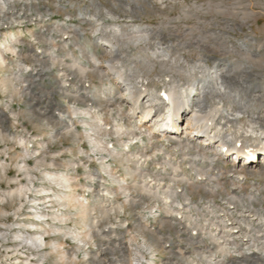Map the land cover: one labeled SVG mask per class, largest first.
<instances>
[{"label":"rangeland","instance_id":"1","mask_svg":"<svg viewBox=\"0 0 264 264\" xmlns=\"http://www.w3.org/2000/svg\"><path fill=\"white\" fill-rule=\"evenodd\" d=\"M95 20L104 22L103 27H98L100 31ZM116 24L120 33L115 37L122 41L142 28L161 34L163 40L157 42L164 52L158 53L156 41L151 42L154 46L150 49L142 42V50L135 51L136 57L131 59L135 76L141 75L138 82H147L149 95L152 92L161 97L167 90L163 82L167 76H162L160 60L167 59L161 55L169 52L178 60L173 65L190 70L220 62L238 74L237 63L243 65L241 69L250 66V81L264 92L263 64L253 63L244 54L249 50L264 59V0H0V264H207L201 252H216L217 245L200 229L190 236L192 228L184 229L187 219L169 212V208L179 206L175 200L184 205L193 202L190 207L195 215L196 205H212L215 200L230 207V212H219L220 215L240 218L242 214L237 210L241 206L235 209L225 204L229 198L223 192L225 186L233 194L253 193L263 200L262 205L253 201L255 209L264 211V155L253 163L243 157L236 162L235 154L226 157L218 154L217 145L206 148L200 138L192 139V154L209 155L219 163L214 172L220 170L226 177L238 176L244 182L243 186H232L229 180L222 181L214 199L204 185L196 187L186 177L170 181L172 169L167 168L168 175L163 172L162 178L157 176L165 159L176 165L182 161V157H167L166 153L174 144L188 140L190 115L184 117L176 136L163 138V133L151 128L154 120L143 122L140 114L131 118V104L121 100L124 87L111 85L106 95L102 93L97 67L109 55L104 39ZM218 35L224 37L220 42L216 41ZM101 37L104 38L100 40ZM69 51L90 67L87 77L81 75L78 66L73 67ZM94 55L99 60L96 63ZM146 61H152L154 67L146 68ZM173 73L182 84L188 82ZM190 74L201 76L199 70ZM65 75L73 79L64 81ZM79 83L87 84V89L78 94ZM231 89L239 91L241 87L232 84ZM89 94L94 98L86 97ZM206 97L208 104L219 103ZM149 99L141 98L139 112L145 110ZM195 99L198 102L202 98ZM247 102L256 115L244 110L241 113L235 104H227L224 117L229 120L221 122L230 124L224 128L225 136L238 143L248 137L251 143L246 144L254 145L264 128V121L255 123L264 120V104H255L252 99ZM74 110L78 111L76 115ZM51 111L63 116L65 122L54 127L58 121L52 119ZM42 116L53 124L48 126ZM95 118H104L100 122H105L104 129H108L96 131ZM120 125L124 128L116 134V126ZM128 151L146 161L142 170L150 178L145 180L140 171H135L136 165L127 161ZM183 172L191 174L189 164L178 170L179 174ZM146 183L162 184L165 191V185H174L171 190L178 192L166 205L156 191L145 190ZM70 197L76 201L70 203ZM250 203L245 204L248 208L243 216L255 220ZM187 208L182 213L187 214ZM229 222L234 226V238L242 237L241 225ZM22 239H31L32 243ZM246 243H240L239 249L246 252ZM59 252L65 255L63 260ZM218 257L216 264H264V257L233 260L228 256L223 260L220 252Z\"/></svg>","mask_w":264,"mask_h":264},{"label":"bare ground","instance_id":"2","mask_svg":"<svg viewBox=\"0 0 264 264\" xmlns=\"http://www.w3.org/2000/svg\"><path fill=\"white\" fill-rule=\"evenodd\" d=\"M95 25H96V28L100 31V29L98 27H101L102 25H104V22L99 21V20H95ZM103 29H105V27ZM142 29L137 30L133 34L130 33L131 35H127L128 39L126 41H122L120 39H119L120 40L119 41L118 38L115 37L117 32L120 33V28L116 24V25H114V28H112V31H110L112 34L110 33L111 35L107 36L108 37L107 39L106 38L104 39L105 48L107 50H109V55H108L107 59L104 60V63L101 61L102 66L97 67L100 69V80H101V83L103 85L102 93L107 94L106 91L111 89V85H117L119 88L124 87V91H123L124 93L123 94L125 96H123L121 98V100H122V102H126V103L131 104V111H132L131 118H134L135 115L140 114L143 122H146L149 120V123H150L154 120L153 121L154 125H152L153 127H151V128H153L154 131L157 132L160 128L165 127L167 129H169V131L173 132L172 134L164 133L163 138H166V135L176 136V134L179 133V131H180L179 128L181 127L182 122H184V117L187 115H190V117L187 119V130H186V132H188V140L174 144V147L171 148L172 151L166 153L167 157L171 156V155L172 156H180L183 158L182 161L180 163L178 162L179 165L178 164L176 165V164H174L175 162L173 163L172 160L167 161V159H165V163L161 167L162 170L159 171L160 173L157 176H161V178H162L163 172H165L168 175L169 170L172 169L173 174H172V180H170V181H173L177 177L178 178L179 177H186V179L188 178L187 180H189L190 182L192 181V183L194 185H196V187H197V185H200V186L204 185V187L208 190V192L211 194L213 199L216 195L217 196L219 195V192L216 191V188L223 185L222 181L229 180V182L232 184V186H238V185L243 186L244 182H242L243 180H241L238 176L228 178L225 176V173L223 172L224 173V175H223L222 172H220V170L219 171L217 170L218 172H214L219 166V163L217 162L218 160L216 161V160H214V158L211 159L209 157V155L207 156L206 154L205 155H203L201 153H197L196 155L192 154L193 151H191V147H192L191 145L194 142L192 139L200 138L201 141L203 142L202 145H205V146L207 145L206 148H208L212 145H217V149H219L220 151L223 150L224 148L226 149V151L232 150L233 152L232 151L231 152L233 154H235L237 156V158L243 157V159L249 160L252 163L254 162L256 157H258L260 155H264V128L260 134V137L256 138V142L254 143V145L253 144L252 145L246 144V141L250 142V139H248V137H245L242 142L238 143L237 141H234L232 138L228 137L229 135L225 136L226 133H224L225 132L224 128L229 124V121L227 123L225 122L223 124L224 121L229 120V118L225 119V117H224L225 116L224 114L226 113L225 108H227L226 107L227 104L228 105L232 104V106L235 104V106H238L239 109L242 110L241 113H243V110H244V111H246V113L250 112V114H252V115H256L257 112L253 113L254 111L249 110V107H248L249 105L247 102L248 100L250 101V99H252V101L255 104L256 103H260V105L264 104V101H263L264 100V92L260 89L261 86L260 85H254L250 81L251 72H252L251 68H249L250 66L244 67L241 69L240 67H242L243 65L241 63H239V64L237 63L236 65H238V67L240 69V70L238 69L237 72L239 75H241L239 77L237 76L238 74L235 73L234 70L230 67V65L226 66L224 64H220V62L218 64H215L213 67H203V66H201V67L199 66V68H195V67L191 68L190 67L192 69V70H190L187 67L186 68L183 67L182 65L180 67H179V65L176 66V64L173 65L174 60L176 62L178 61L175 58L176 55L175 56H173V55L169 56L170 52H169V54L168 53L167 54L162 53L161 58L164 57L167 59H162V60L158 59V60H160V65L162 68L161 70L163 73L162 76H167V78H165V79L163 78V80H164L163 82H165L167 90L165 93L162 94L161 97H159L157 94H154V93L152 94V92H150L151 94L149 95L146 93V91H148V89H149V86H147V84H146L147 82L145 83L146 84V86H145V84L143 83L144 80L142 83L138 82V80L141 78V75L135 76L136 70H134V68H133L134 62L131 61V59L136 57V56L135 57L133 56V53L135 51L137 53V51H139L143 47L149 48L152 45V43H151L152 41H156L154 43V45H155L156 49L158 50V53H159V51L161 52L162 49L159 48L161 43L157 42V40L162 41L163 39L160 40L161 34H159V33H154L152 30L149 31L148 28H147L148 30H146V29L142 30ZM98 30H97V32H98ZM118 33H117V35H118ZM107 34L108 33H105L104 35H107ZM205 34H207V32ZM211 34H213V33H211ZM223 36L224 35H222V37ZM103 38L101 37V39L100 38L99 39L102 40ZM223 38H221V37L219 38V35H218V37L216 38V41L220 42V40H222ZM142 42H144L145 45H143V47H140V44ZM66 46L68 47L67 44H66ZM124 46H126L127 49H124L125 48ZM153 46H151V47H153ZM162 46H163V44H162ZM178 46H179V44H178ZM122 47H124V48H122ZM222 47H225V43H223ZM133 48H135V49H133ZM198 48L200 49L201 47L198 46ZM79 50H81V49H79ZM171 50H173V52H174L175 49L171 48ZM201 51H202V49H201ZM155 52H157V51H155ZM162 52H164V51L162 50ZM166 52H168V49ZM240 52L242 53L243 51H240ZM0 53H1V51H0ZM229 53H231V52H229ZM152 54L154 55L153 52H152ZM244 54L246 55L248 60L252 61L253 63L258 61L261 65L263 64V66H264V59L261 57H257L258 55L255 56L254 55L255 53L253 54L252 51L244 50ZM52 55H53V53H52ZM67 56L68 57L70 56V58L73 59V67L78 66V68L80 69L81 75H84L87 77L88 76V70L90 67L84 66L83 61L78 56L75 55L74 51H69ZM237 56H239V55H237ZM2 59H3V61L5 60L4 57H2ZM92 59L95 61V63H96V61H99L95 58V55L92 56ZM64 60L60 59V61H64ZM154 60H155V58H154ZM143 64H145L146 68L150 67L149 69L154 67V63L152 61H146V63H143ZM158 65H159V63H158ZM184 65H185V63H184ZM73 67H72V69H73ZM233 67H235V64ZM75 68H77V67H75ZM235 68H237V67H235ZM195 70H199V73L201 74V76L199 78H198V76H194V75L190 74L191 71H195ZM142 72H145V71H142ZM173 72H175L179 77H181V79H182V77H184V79L187 80L188 82L186 84H182V80L176 79L177 77ZM196 73L197 72H195V74ZM40 74L41 73H39V75ZM140 74H142V73H140ZM68 76L69 75H65L67 80H64V81H68V80L73 79V78L68 79ZM65 77H63V78H65ZM161 80L162 79H160V81ZM211 80L214 81V85L211 84ZM156 82H157V85H159L158 81H156ZM149 84H151V83H149ZM160 84L162 85V83H160ZM232 84L240 85L241 89H239V91H234L235 89L232 90L231 89ZM86 85L87 84H85V85L80 84V83L77 84L76 85V86H78L77 93L79 94L81 92V90L86 91V89H87ZM199 86H201V88H199ZM243 86H245V87H243ZM113 87H115V86H113ZM153 88L155 89L156 87H153ZM15 89L18 90L17 88H15ZM197 91H199V94H196ZM17 92H19V91H17ZM157 93H159V92H157ZM92 96L94 98V94ZM92 96L89 94L86 97L92 98ZM206 96H210L212 101L215 102L217 100V101H219V103H215L212 105L208 104ZM145 97H148L150 99H149V101H147V103L144 106L145 110H142L141 112H139V108L141 105L140 100H141V98L144 99ZM198 97L202 98L201 101L195 102V100H196L195 98H198ZM47 101H49V99ZM41 102L42 101L40 100V103ZM240 110H238L239 113H240ZM77 112H78L77 110H74L73 115H76ZM49 113H50V111H49ZM86 113L88 115H91L90 111H88ZM228 115L226 116V118L228 117ZM42 117H45V116H42ZM51 117H52V119H55L56 121H58L57 124L52 123L54 125V127L59 125V123L65 122V119L63 118V116L58 115L56 113V111H51ZM103 119L104 118H95V120L98 123V125L96 127V131H98V132H101L102 130L108 129L107 127H105V129H104V126H106L105 122L104 123L100 122ZM221 120L222 121L224 120V121L221 122ZM46 121H47L46 124L48 126L52 125L49 118ZM253 121H255V119ZM262 121H264V120L258 119L255 121V123H257V125H259L260 123H262ZM230 122H232V121H230ZM137 127H139V126H136V128ZM140 127H142V126H140ZM67 128H69V125L67 126ZM122 128H124V127L121 125L116 126V129H115L116 134L119 133L122 130ZM216 130H218V131L216 132ZM212 132H213V134H212ZM201 133L204 135V137H206V139H203L202 137H197ZM102 134H103V132H102ZM247 136H249V135H247ZM235 140H236V138H235ZM256 143H258V144L256 145ZM212 147L215 148L216 146H212ZM136 154L137 153H133L132 151H128L127 158L128 157L129 158L127 159V161L132 160V162L136 165L135 171L136 172L140 171V176L146 180V178H150V175L149 174L145 175L144 170H142V164L146 163V161L142 162L143 161L142 158L138 159L137 158L138 154L137 155ZM228 155H230V154L229 153L225 154L226 157ZM155 157H158V156H155ZM187 164H189V169H190L191 174L187 175L185 172H183L182 174H179L178 170L181 169L183 166L185 168V165H187ZM53 166H54V164H53ZM204 166H205V168H204ZM167 168H169V170ZM192 172H193V174H192ZM181 179H183V178H181ZM66 180L68 181V179H66ZM193 184H191V185L193 186ZM246 184H249V183L246 182L245 185ZM224 185H226V184H224ZM143 186H144L146 191H149V192L156 191V195H158V197L160 196V198L163 199V201H164V203H166V205H168V200H170V198H172V196L177 195V192H178L175 190L174 191L171 190L172 187L174 188V185L173 186H171V185L166 186L165 185L166 191L163 190L162 184H159V183L151 185V186H148V183H146ZM202 188H203V186H202ZM123 189H125V188H123ZM223 190L222 191L226 194V196L229 197L228 198L229 200L227 199V202L225 204H229L230 206L233 205V208H235V209H238V207L241 206V209L237 210L238 213L242 214L240 216V218L234 217L231 215L232 219H230V218H228L227 215H220L219 212H221V213L225 212L226 214H227V212H230V209H229L230 207H228V208L223 207L222 204L215 202V200L213 201L212 205H210L211 202H210V204L207 202L208 204H202L201 206L196 205L195 211H196V213H198L197 215L194 214L193 209L191 208L193 206V202H191L190 204L184 205V204H182V202H179V200H175V202L179 206H177L176 209L172 208V207L169 208V212L174 214L175 217H179V216L181 217V215H182L183 218L187 219L185 222L188 225L187 226L185 225L184 229L188 230V228H190V227L192 228V231H190V236H195L197 234V230L200 229V231L205 232V236L209 235L211 237V239L214 241V243L217 245L216 252H214V251H209L208 253L207 252H201L200 256L207 261V264H216L217 263L216 259L219 258L218 257L219 252L221 253V257H223V260H227L228 256H230V258L233 260H235V259L246 260L247 258L250 259L252 257H254L255 259H258L259 257L260 258L264 257V211L263 210L260 211L258 209H255V207L253 205V201H259L260 204L262 205L263 200H260V198H258L256 195H252L253 193H250V194H239V193L236 194L235 193V194H233L230 192L232 189H230V188L226 189L225 186H223ZM109 195H110V193H109ZM186 198L188 199V197H186ZM74 199L75 198L71 199V197H70V199H68V201H70V203H74V201H76V199L75 200ZM188 200H190V199H188ZM170 201H172V200H170ZM248 203H250V208L255 209L252 211L250 210V212H254L255 216L257 217V218H255V220H254V218L249 219L246 216H243V214L245 212H247L246 208H248V206H246L245 204H248ZM170 204H172V203H170ZM186 207H188L187 209L189 211L187 214L186 213L184 214V213H182V210H184ZM230 220L237 221L238 224L241 225L240 231L243 234L242 237L238 236V238H234L235 237V234H234L235 232L233 230L234 226H233V223L229 222ZM256 220L258 221V223L254 222ZM180 224H182V222H180ZM180 231L181 230L179 229V232ZM24 240H23V242L28 243L31 241V243H32L31 239H28L25 241ZM244 241H247V243L245 245H249L246 252L242 251V249L241 250L239 249L240 243H242ZM39 242L41 243V239H39ZM44 243L46 244V240H44ZM201 243L205 244V241H201ZM259 246H261V248H259ZM60 257L63 260L65 258V255L60 253ZM244 258H246V259H244Z\"/></svg>","mask_w":264,"mask_h":264}]
</instances>
